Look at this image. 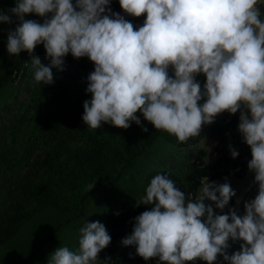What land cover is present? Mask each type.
<instances>
[{"label":"clouds","instance_id":"clouds-1","mask_svg":"<svg viewBox=\"0 0 264 264\" xmlns=\"http://www.w3.org/2000/svg\"><path fill=\"white\" fill-rule=\"evenodd\" d=\"M258 3L119 0L129 15L146 13L138 30L112 13L110 0H76L75 5L73 0H17L11 10L19 23L9 34L7 51L33 56L37 83L51 84L52 68L63 71L69 53L94 63L86 89L92 99L84 102L82 116L92 130L102 123L121 129L132 122L141 125L136 115L140 112L156 130L187 143L219 114L241 111L238 128L251 148L248 168L258 185V195L245 204L246 214L241 217L232 210L230 215H215L213 207L206 206V200L220 210L229 204L236 192L228 183H209L206 177L200 194L191 200L168 174H157L141 200L151 210L135 218L131 235L122 241L145 261L158 257L161 264L197 259L215 264L219 255L227 264H264V22ZM30 14L44 17V23L26 19ZM0 22L11 20L0 13ZM41 44L50 66L34 57ZM201 73L206 76L203 90L196 81ZM238 155L231 149L233 159ZM80 232L79 249L60 247L48 264H95L111 237L98 221L86 223ZM229 240L246 243L229 256Z\"/></svg>","mask_w":264,"mask_h":264},{"label":"trees","instance_id":"trees-1","mask_svg":"<svg viewBox=\"0 0 264 264\" xmlns=\"http://www.w3.org/2000/svg\"><path fill=\"white\" fill-rule=\"evenodd\" d=\"M110 8L112 13L125 16L133 26L147 18L146 13L140 17L125 13L119 0H110ZM259 10L264 22V1ZM26 19L41 24L45 20L35 14L26 16ZM7 44L0 35V245L9 242L44 210L68 213L70 219L83 214L88 199L133 168L163 132L156 130L140 112L136 115L141 125L132 122L128 129H121L102 123L98 129L88 128L82 120L83 104L92 99L86 89L88 76L95 70L94 63L88 57L76 59L69 53L64 58L63 71L52 68L51 84L37 83L31 65L33 56L29 58L27 52L21 54L16 63L2 61ZM41 46L38 45L37 50ZM39 54L34 57L39 58L43 66H50L45 48L44 53ZM169 76L174 78L172 67ZM239 112L233 115L225 111L215 118L214 123L204 125V135L218 143L217 151L221 155L213 165L204 164V153L198 151L193 162L188 155L176 159L163 173L168 174L190 199V195L195 196L198 192L202 179L224 177L229 172V163L234 168L243 167L250 173V188L239 204L234 197L223 210L213 203L216 215H230L235 210L242 217L246 214L245 204L258 195L255 174L248 168L252 159L250 146L239 138L244 144L239 156L242 161H238L239 158L232 161L226 151L230 136H240ZM89 185L94 187L89 188ZM148 210H151L150 205L133 201L122 205L117 213L107 215L103 225L111 243L99 253L95 264H161L158 257L145 261L136 254L134 246L122 243L131 235L135 218ZM244 243L229 240L227 252L240 251ZM194 263L207 264L200 259Z\"/></svg>","mask_w":264,"mask_h":264},{"label":"rangeland","instance_id":"rangeland-1","mask_svg":"<svg viewBox=\"0 0 264 264\" xmlns=\"http://www.w3.org/2000/svg\"><path fill=\"white\" fill-rule=\"evenodd\" d=\"M16 3L17 0H0V13L9 16L11 20L10 23L0 22V35H3L6 42H8L9 34L15 30L19 23L18 17L11 11L16 7ZM75 3L76 1L73 0L74 5ZM123 17L125 19V16ZM144 22V20L139 21L134 25V28L138 29L143 26ZM36 51L35 54L44 53L43 44ZM23 53L21 52L18 56L10 55L6 48L2 61L16 63ZM196 81L200 83L203 90L206 76L201 73L199 77H196ZM22 97L23 93L20 94V99ZM205 99H202L200 104H203ZM242 111L247 110L242 109ZM239 115L241 116V111ZM204 127L203 125L200 136L190 138L187 143H178V138L163 131L151 148L137 160L135 166L127 170L116 182L102 187L93 194L86 202L83 214L76 218L70 219L68 213L61 211L44 210L38 213L22 227L15 237L6 244L0 245V264H48L51 254L60 247H67L70 251L76 252L79 249V240L82 235L80 229L86 223L98 221L103 224L107 215L111 212L117 213L122 205H128L133 201L137 204L141 203L151 179L157 174H163L174 160H181L188 155L190 162H193L197 152L203 151V163L213 165L221 155L217 151L218 143L204 135ZM239 135L238 137V134H233L227 143L226 151L232 161H236L244 150V144L239 142V138H244L240 132ZM231 149H235L239 153L235 159L231 156ZM238 161H242V158H239ZM228 167L229 172L224 177L215 180L208 179V182H214L217 185L228 183L236 192L234 198L240 202L251 186L250 173L245 172L241 166L232 167L231 163L228 164ZM204 179L201 180L196 195H190L191 200H195L200 194ZM205 204L212 206L216 215L213 202L206 200ZM227 254L231 256L234 253L227 252ZM224 261L223 256L218 255L215 264H223Z\"/></svg>","mask_w":264,"mask_h":264},{"label":"built area","instance_id":"built-area-1","mask_svg":"<svg viewBox=\"0 0 264 264\" xmlns=\"http://www.w3.org/2000/svg\"><path fill=\"white\" fill-rule=\"evenodd\" d=\"M260 3H261V2H259V3L257 4V7H258V8H259ZM36 49H37V47H36ZM36 49H35V51H34V54L36 53ZM27 56H28L29 58H32V56H29L28 53H27Z\"/></svg>","mask_w":264,"mask_h":264},{"label":"crops","instance_id":"crops-1","mask_svg":"<svg viewBox=\"0 0 264 264\" xmlns=\"http://www.w3.org/2000/svg\"><path fill=\"white\" fill-rule=\"evenodd\" d=\"M74 1H76V0H74ZM264 0H259V2H263Z\"/></svg>","mask_w":264,"mask_h":264}]
</instances>
